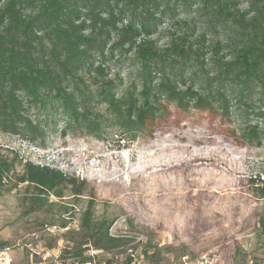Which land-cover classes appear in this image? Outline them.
Here are the masks:
<instances>
[{"label": "rangeland", "instance_id": "374dc122", "mask_svg": "<svg viewBox=\"0 0 264 264\" xmlns=\"http://www.w3.org/2000/svg\"><path fill=\"white\" fill-rule=\"evenodd\" d=\"M196 15L182 18L196 21L198 35L208 29L207 46L225 39ZM183 26L166 22L152 39L166 49L176 34L187 32ZM117 40L113 33L106 57L98 58L101 69L81 71L85 82L79 86L87 98L76 117L62 104L26 102L24 113L37 131L0 128V160L12 165L0 183V247L20 244L14 255L23 264L25 244L34 245L33 234L48 224L59 229L52 251L58 254L73 244L71 232L81 229L91 206L93 218L112 220L109 232L131 240L125 250L133 246L146 264H156L145 251L157 248L164 257L160 264L179 263L183 250L191 258L217 257L220 264H264V227L258 221L264 218V199L254 191L255 181L264 178V87L246 101L231 99L228 109L221 101L180 106L164 93L171 83L156 69L149 77L135 50L115 47ZM208 48L206 71L193 67L200 72L197 81L186 66L178 71L194 82L171 84L184 103L196 98L193 91L203 94L214 62L229 55ZM110 88L114 100L103 98ZM134 104L146 109L145 125L130 122ZM29 164L59 170L62 179H54L52 188L21 182ZM70 179L87 182L82 195H74ZM50 239L44 235V242Z\"/></svg>", "mask_w": 264, "mask_h": 264}, {"label": "trees", "instance_id": "16d2710c", "mask_svg": "<svg viewBox=\"0 0 264 264\" xmlns=\"http://www.w3.org/2000/svg\"><path fill=\"white\" fill-rule=\"evenodd\" d=\"M188 14H197V20L204 22L209 30L224 32L225 39L207 46L208 29L198 35L196 21L182 18ZM166 22L170 27L185 25L187 32L176 34L171 45L161 49L152 37ZM120 24H124L122 28ZM113 33L118 34L115 47H132L149 77L156 69L171 84L194 82L189 81L191 78L197 81L200 72L193 67L197 65L206 71L203 56L208 47L217 53L229 51V55L214 62L213 76L208 74L204 78L202 95L193 91L196 98L184 103L174 91L176 87L165 86L164 93L168 92V98L175 99L180 106L194 103L193 106L200 107L203 103L213 105L221 101L222 108L228 109L231 99L241 102L259 86L264 87V0H0L1 130L20 134L26 127H32L30 134L37 131L24 113L26 102L42 107L62 104L67 113L76 117L80 104L87 98L79 86L85 82L81 71L102 68L98 58L106 57ZM186 66L193 70L191 78L178 71ZM104 90L108 92L103 98L114 100L109 94L111 88ZM154 99L158 105L159 98ZM129 113L135 116L130 118L131 123L145 125V108L134 104L129 107ZM28 166L21 182L52 188L54 179H62L59 170ZM11 170L10 163L0 160V183L4 173ZM70 181L74 195H82L88 186L85 180ZM256 181L255 195L264 199V178ZM90 208L83 216L81 229L71 232L73 244H68L65 250L69 258L86 260L88 245L113 250L131 241L110 235L112 220L96 221ZM258 221L264 227V218L259 217ZM60 238V235L51 236L47 247H55ZM166 249L174 251L173 246ZM145 254L156 264L164 259L161 248L152 253L147 249ZM185 255H188L186 251H181L179 262Z\"/></svg>", "mask_w": 264, "mask_h": 264}, {"label": "built area", "instance_id": "2783aa9c", "mask_svg": "<svg viewBox=\"0 0 264 264\" xmlns=\"http://www.w3.org/2000/svg\"><path fill=\"white\" fill-rule=\"evenodd\" d=\"M58 232L59 229L56 226H49L48 224H45L40 232H35L33 235L36 243L34 245L32 242L25 244L28 254L27 261L23 264H146L144 255L139 254L133 246L128 247L126 250L125 246L105 250L88 245L89 249L85 252V255L88 256L86 260L67 257L65 254L67 246L63 251L54 254L52 251L56 250V246L53 248L47 247V242H44V235H60ZM110 235L121 237L113 233H110ZM18 247L22 246L16 243L0 247V264H16L14 250ZM178 264H220V262L217 257L204 253L197 258L185 255Z\"/></svg>", "mask_w": 264, "mask_h": 264}]
</instances>
